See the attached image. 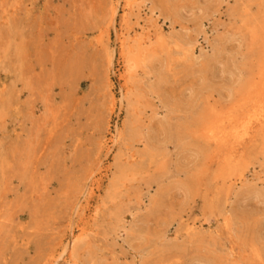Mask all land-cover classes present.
I'll return each mask as SVG.
<instances>
[{"label": "rangeland", "instance_id": "374dc122", "mask_svg": "<svg viewBox=\"0 0 264 264\" xmlns=\"http://www.w3.org/2000/svg\"><path fill=\"white\" fill-rule=\"evenodd\" d=\"M262 30L264 0H0V264H264V133L202 137Z\"/></svg>", "mask_w": 264, "mask_h": 264}, {"label": "bare ground", "instance_id": "6f19581e", "mask_svg": "<svg viewBox=\"0 0 264 264\" xmlns=\"http://www.w3.org/2000/svg\"><path fill=\"white\" fill-rule=\"evenodd\" d=\"M152 14L153 12H151V16ZM128 20L126 17L125 26L127 36H121V43L124 47L126 43L131 41L141 43L157 27L156 19H152L151 17L142 20L137 19L134 25H131ZM137 28L141 31H138ZM131 31L134 32L133 35L130 34ZM257 78V81L252 85L249 92L243 96L241 102L231 107L225 114L214 116L207 122L202 130V137L205 140L213 143L217 148H222L231 142L245 145L259 132L264 133V60L257 73ZM239 110L245 111V119L237 116V111ZM132 157L134 158V156ZM225 158L227 162H231L236 158V154L230 153ZM244 179L245 174L242 173L232 181L236 183ZM193 225L190 224L188 230H194L192 228Z\"/></svg>", "mask_w": 264, "mask_h": 264}]
</instances>
